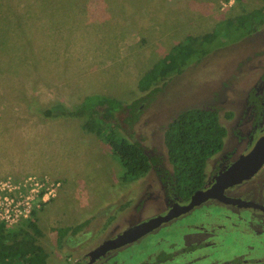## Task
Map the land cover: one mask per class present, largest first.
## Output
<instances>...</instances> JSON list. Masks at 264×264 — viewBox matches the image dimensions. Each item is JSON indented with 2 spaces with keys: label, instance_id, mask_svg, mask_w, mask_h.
Returning a JSON list of instances; mask_svg holds the SVG:
<instances>
[{
  "label": "rangeland",
  "instance_id": "obj_1",
  "mask_svg": "<svg viewBox=\"0 0 264 264\" xmlns=\"http://www.w3.org/2000/svg\"><path fill=\"white\" fill-rule=\"evenodd\" d=\"M263 14L264 0H0V181L46 175L60 182L54 197L34 206L40 235L27 229L49 264L85 258L86 251L130 222L163 213L166 201L157 184L146 183L151 170L147 177L124 182L119 159L82 127V118L45 119L34 108L55 102L74 108L84 94L95 93L128 104L157 86L140 101L131 127L117 113L118 132L166 157L164 130L178 111L215 106L224 115L234 98L243 100L262 60L254 48ZM206 34L210 39L189 40ZM180 42L191 53L180 71L140 87L143 75ZM233 119L231 126L238 117ZM225 121L223 116L226 127ZM214 158L207 161V175ZM144 186L151 196H144ZM204 207L216 211L213 201L205 202L96 263L147 259L157 235L180 237L191 215ZM84 220L76 234L60 237L63 228Z\"/></svg>",
  "mask_w": 264,
  "mask_h": 264
},
{
  "label": "trees",
  "instance_id": "obj_2",
  "mask_svg": "<svg viewBox=\"0 0 264 264\" xmlns=\"http://www.w3.org/2000/svg\"><path fill=\"white\" fill-rule=\"evenodd\" d=\"M241 17L237 19L240 21ZM209 37L210 35L206 34L201 37L202 39L190 37L189 40L202 42L203 39H210ZM183 45V42L177 43L167 55L158 60L143 75L140 87L146 89L154 84L156 79L170 71H180L182 66L179 65L186 60L189 53H185ZM177 57H180V60H177ZM158 89L157 86H153L144 98ZM144 98L124 104L104 94H84L80 103L74 108H68L62 102H55L46 107L36 106L34 110L45 119L82 118V127L101 138L113 155L119 159L124 182L137 179L153 168L164 188L165 197L183 203L189 200L196 190L205 186L207 161L222 150L227 133L226 127L221 122L218 109L214 106H193L178 111L164 130V144L169 163V167H165L160 155L148 152L141 140L134 137L127 138L118 132L120 124L117 113H122L123 121L131 127L139 117L140 101ZM126 133L130 135V130ZM86 222L88 220L79 222L73 227L63 228L60 237L69 232L76 234ZM19 223L8 226L0 221V264H49L47 252L36 241L34 235H40L36 211L32 210L29 218ZM158 257L162 259L165 255L160 253Z\"/></svg>",
  "mask_w": 264,
  "mask_h": 264
},
{
  "label": "flooded vegetation",
  "instance_id": "obj_3",
  "mask_svg": "<svg viewBox=\"0 0 264 264\" xmlns=\"http://www.w3.org/2000/svg\"><path fill=\"white\" fill-rule=\"evenodd\" d=\"M263 17L264 14L261 17V21L263 20L264 24ZM253 28L258 29L259 27H255L254 25ZM251 32H253V30ZM259 33L260 39L258 40V45L254 48V55L262 56V60L260 62L258 61V64L255 66H258V68L254 76L250 78V82L246 84L248 86L244 91L243 100H235L234 98V106L230 103L231 107L224 112V115L222 113L221 115L220 110L216 107L219 111L222 123H224L223 116L226 118L225 122L228 125L226 126L227 133L222 150L214 155L215 158L212 161V170L210 175L206 176V184L204 187L210 186L214 182L216 176L226 169L236 157L247 153L252 148L257 138L264 133V25L263 32L260 31ZM235 116L238 117V119H236L234 125L232 124L231 126L230 121H233ZM148 152L160 155L162 164L165 167H169L167 156L164 157L158 152ZM146 174L141 177L144 178L147 177L148 174H151L146 183L148 184V182H151L150 185H153V183L158 185L159 192L161 193L162 191V195L165 198L166 209L163 213H154L136 222H130L125 228L159 214H165L174 203L186 204L189 201L187 200L181 203L171 198L168 200L165 197L164 188L155 170L152 168L151 171L147 175ZM159 186H161V188ZM143 190H146L144 192L145 194L143 193L144 196H151L146 186L143 187ZM223 195L228 198L253 202L257 205L226 202L219 199V197L208 198L202 203L195 205L187 212L181 213L169 221L162 222L158 227L152 229L148 233L157 230L160 226L175 218L189 215L195 207L201 206L210 200L213 201V204L216 206V211L208 212L207 208L205 209L204 207L201 209L200 213H198V211L196 214H192L193 221L185 224L184 228L186 232L180 237L167 239L157 235L158 237L154 243L155 251L153 255L147 259H140L139 262L133 264H198L201 261L206 262V264H264V163L257 172L248 179L225 187L223 189ZM201 213L203 214L202 216ZM114 236L107 237L106 239ZM99 244H96L86 251L84 254V256H86L85 258L81 256L71 264H75L76 262L80 264H97L96 260L103 255L105 256L112 250L125 245L108 250L106 253L93 259L90 256V252ZM160 253H163L165 257L159 259L158 255ZM193 254H195V256L191 257L190 260H184L186 256ZM217 255L223 256L224 258H220ZM119 263L118 261L105 262V264Z\"/></svg>",
  "mask_w": 264,
  "mask_h": 264
},
{
  "label": "water",
  "instance_id": "obj_4",
  "mask_svg": "<svg viewBox=\"0 0 264 264\" xmlns=\"http://www.w3.org/2000/svg\"><path fill=\"white\" fill-rule=\"evenodd\" d=\"M264 163V133L257 138L252 148L245 154L236 157L231 164L221 171L214 182L207 187L196 190L186 204L174 203L163 215L151 217L138 224L128 226L114 237L104 240L90 252L94 259L108 250L130 243L158 227L162 222L169 221L181 213H185L195 205L208 198L219 197L226 202H238L243 205H257L253 202L241 201L240 199L228 198L223 195V189L229 185L239 183L251 177Z\"/></svg>",
  "mask_w": 264,
  "mask_h": 264
},
{
  "label": "built area",
  "instance_id": "obj_5",
  "mask_svg": "<svg viewBox=\"0 0 264 264\" xmlns=\"http://www.w3.org/2000/svg\"><path fill=\"white\" fill-rule=\"evenodd\" d=\"M60 182L43 175H28L21 180L6 177L0 181V221L13 226L29 218L35 204L54 197Z\"/></svg>",
  "mask_w": 264,
  "mask_h": 264
}]
</instances>
